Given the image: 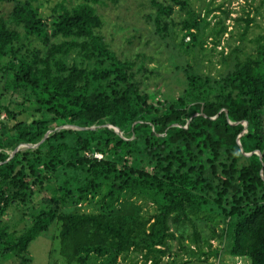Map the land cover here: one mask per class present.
<instances>
[{
	"label": "trees",
	"instance_id": "obj_1",
	"mask_svg": "<svg viewBox=\"0 0 264 264\" xmlns=\"http://www.w3.org/2000/svg\"><path fill=\"white\" fill-rule=\"evenodd\" d=\"M39 1L0 0L12 6L0 18V216L32 210L20 230L0 219V264H31L30 245L55 225L65 264H161L173 240L209 246L198 227L210 224L224 225L223 247L211 254L264 264V30L253 35L261 26L251 10L234 40L192 0H149L152 34L181 61L169 77L177 95L161 101L146 83L160 69L104 36L97 7L107 0H68L47 18ZM226 34L214 74L207 39L220 45ZM8 98L34 115L18 119ZM20 145L36 147L12 158L2 151ZM87 201L95 210L80 208ZM122 202L156 210L123 213Z\"/></svg>",
	"mask_w": 264,
	"mask_h": 264
},
{
	"label": "rangeland",
	"instance_id": "obj_2",
	"mask_svg": "<svg viewBox=\"0 0 264 264\" xmlns=\"http://www.w3.org/2000/svg\"><path fill=\"white\" fill-rule=\"evenodd\" d=\"M67 1L68 0H40L38 3L40 13L46 18L50 17L53 13V9L59 4ZM74 1L76 4L79 3L77 0ZM249 1L250 2H248V0H192V3L196 10L202 11L203 17L207 16L208 13L207 17L211 28L222 20L228 28V31L235 34L234 40H238L240 30L242 31L245 25L243 21H240V18H246L250 10V16L256 17L258 24L261 26L259 29H254L253 35L264 30V6L261 10L263 15L255 16L257 13L255 8L258 6L259 0H255V2L252 3V8L248 7L247 2L251 3L252 0ZM11 8L12 6L9 4L0 3V18L5 17ZM97 11L105 19L103 34L114 49L125 54L126 52L133 54L142 51L149 57L148 59H150V61L148 60L147 62L150 69L158 68L162 72L160 76L154 77L146 82L151 86V93H157L156 97L161 101L165 98H174L177 95L176 79L169 77L173 70V65H177L181 61L173 50L166 52L164 43L159 42L158 45V40L156 41L155 36L152 34L153 26L151 23V15L154 14V10L150 9L149 0H107L97 7ZM177 11L178 8L175 9V12ZM179 17L180 16L177 14L174 15L176 21L180 20ZM176 32L178 33V41L186 34V32L180 33L177 29ZM228 34L224 36L220 45L215 44L213 38L207 39L205 48L208 52V61H206L205 64L210 60L212 61L214 74L219 68L221 53L228 52L225 41L229 36ZM189 41L190 36H185V46H187ZM168 72L169 76L167 77L166 75ZM16 101H18V98H14L13 103H11L12 101L8 98L6 102L7 104H13L10 107L19 112L20 115L18 119L26 120L34 115L32 109L28 106L24 108L23 105ZM6 119L7 111H3L0 113V120L5 121ZM69 128L79 130V128L69 126L59 127V129ZM92 128L95 129V126L91 127V129ZM35 147L36 146L31 145H20L15 149L14 147H9L4 148L2 151L12 158L18 150L25 151ZM95 156L100 159L102 158V154L100 153H97ZM42 196L47 197V193H43L42 195L37 194L34 202H39ZM96 204V201L93 203L87 201L80 205V208L86 211H92L95 210ZM118 207L123 213L140 211L145 215L153 214L156 210L154 206L150 204L145 205L141 202H133L132 204L125 203V205L124 202H122ZM4 212H2V217L0 216V219H5L9 226H13L12 230H20L29 223V216L32 210L29 205L18 211H14L12 208L8 207ZM209 226L215 227L216 235L213 234ZM198 229L201 232L202 240L207 239L209 241V246L203 244L202 249H194L192 240L189 237L183 242V247L180 245L179 240H173L170 243V252L163 259L161 264H250V260L246 257L230 256L225 253H220L217 256L210 253L211 251H219L223 247V243L217 236V234H220L221 230L224 229L223 224H210L206 225L205 228L200 226ZM58 232L59 228L55 225L50 229L49 233L40 236L32 242L29 247L31 264H65L57 254L58 244L56 236ZM192 232L193 228L189 230L190 234ZM181 248H185L186 250H182ZM191 249L194 253H189L192 251ZM134 257L137 259L136 256H133V258ZM98 263L99 261L97 259H90L87 261V264ZM1 264H18V261L15 258H10L9 260L2 261ZM118 264H130V262L121 261Z\"/></svg>",
	"mask_w": 264,
	"mask_h": 264
},
{
	"label": "water",
	"instance_id": "obj_3",
	"mask_svg": "<svg viewBox=\"0 0 264 264\" xmlns=\"http://www.w3.org/2000/svg\"><path fill=\"white\" fill-rule=\"evenodd\" d=\"M92 129H94V128H92ZM115 131L119 133V130L118 129H116Z\"/></svg>",
	"mask_w": 264,
	"mask_h": 264
}]
</instances>
